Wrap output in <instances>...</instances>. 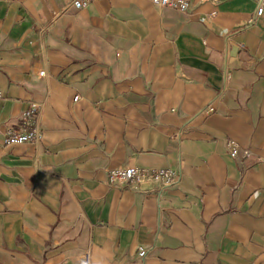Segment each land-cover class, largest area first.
I'll use <instances>...</instances> for the list:
<instances>
[{"label":"crops","instance_id":"obj_1","mask_svg":"<svg viewBox=\"0 0 264 264\" xmlns=\"http://www.w3.org/2000/svg\"><path fill=\"white\" fill-rule=\"evenodd\" d=\"M72 4L0 0V264H264L256 3ZM34 107L41 140L6 146ZM129 166L180 183L108 182Z\"/></svg>","mask_w":264,"mask_h":264},{"label":"built area","instance_id":"obj_2","mask_svg":"<svg viewBox=\"0 0 264 264\" xmlns=\"http://www.w3.org/2000/svg\"><path fill=\"white\" fill-rule=\"evenodd\" d=\"M96 0H73V8L84 9L94 3ZM152 3L163 8H171L180 13L187 14L192 7L193 0H149ZM213 1V0H203ZM256 3V10L250 21L254 24L259 18L264 16V0H253ZM43 76L44 73H41ZM231 73L226 70V77L230 78ZM41 140V134L38 127V121L35 116V107L23 114L21 128L15 130L10 127L6 133L4 144L10 145H26L35 144ZM227 149L232 157H237L240 151L238 144L232 140L227 142ZM180 172L172 169H140L135 166L124 167L109 175L108 182L111 185H131L140 187L142 185L151 184L155 187L160 195L169 188L175 187L180 183ZM140 258L147 256V251L140 249ZM89 263V255L85 257Z\"/></svg>","mask_w":264,"mask_h":264},{"label":"water","instance_id":"obj_3","mask_svg":"<svg viewBox=\"0 0 264 264\" xmlns=\"http://www.w3.org/2000/svg\"><path fill=\"white\" fill-rule=\"evenodd\" d=\"M143 188H146V189H152L153 188V186L151 185V184H146V185H144V187Z\"/></svg>","mask_w":264,"mask_h":264}]
</instances>
